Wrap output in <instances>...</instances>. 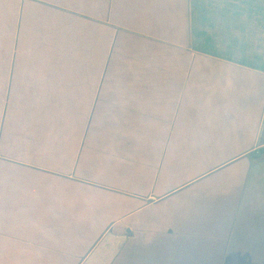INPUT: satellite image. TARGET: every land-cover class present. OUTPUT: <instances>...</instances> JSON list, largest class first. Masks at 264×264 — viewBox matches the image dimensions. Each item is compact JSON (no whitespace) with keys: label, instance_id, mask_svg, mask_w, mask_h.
I'll return each mask as SVG.
<instances>
[{"label":"crops","instance_id":"0c3cea01","mask_svg":"<svg viewBox=\"0 0 264 264\" xmlns=\"http://www.w3.org/2000/svg\"><path fill=\"white\" fill-rule=\"evenodd\" d=\"M215 1L0 0V264H262L264 9Z\"/></svg>","mask_w":264,"mask_h":264},{"label":"rangeland","instance_id":"374dc122","mask_svg":"<svg viewBox=\"0 0 264 264\" xmlns=\"http://www.w3.org/2000/svg\"><path fill=\"white\" fill-rule=\"evenodd\" d=\"M218 3L219 0H216L215 5L217 7L219 6ZM220 4L224 5L225 9H247L249 16L256 9H264V0H222ZM258 16V21L264 24V12ZM261 127L262 138H264V117H262ZM247 160L249 162L247 181L254 187L248 193L246 203L242 206L240 214L243 217V225L248 229L247 231L257 228L255 231L260 233V230L264 234V150L258 149L255 153L250 154ZM262 264H264V253H262Z\"/></svg>","mask_w":264,"mask_h":264},{"label":"trees","instance_id":"16d2710c","mask_svg":"<svg viewBox=\"0 0 264 264\" xmlns=\"http://www.w3.org/2000/svg\"><path fill=\"white\" fill-rule=\"evenodd\" d=\"M259 150H264V148H260Z\"/></svg>","mask_w":264,"mask_h":264}]
</instances>
